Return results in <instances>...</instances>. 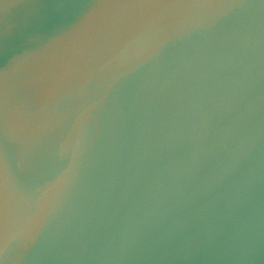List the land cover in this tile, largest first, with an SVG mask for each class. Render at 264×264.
Segmentation results:
<instances>
[{
	"label": "water",
	"instance_id": "obj_1",
	"mask_svg": "<svg viewBox=\"0 0 264 264\" xmlns=\"http://www.w3.org/2000/svg\"><path fill=\"white\" fill-rule=\"evenodd\" d=\"M0 264H264V0H0Z\"/></svg>",
	"mask_w": 264,
	"mask_h": 264
}]
</instances>
